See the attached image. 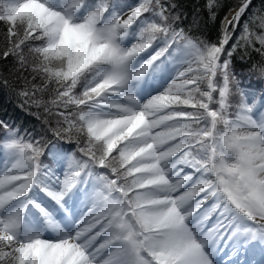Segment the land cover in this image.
I'll use <instances>...</instances> for the list:
<instances>
[{"label":"snow or ice","instance_id":"1","mask_svg":"<svg viewBox=\"0 0 264 264\" xmlns=\"http://www.w3.org/2000/svg\"><path fill=\"white\" fill-rule=\"evenodd\" d=\"M204 8L215 22L219 0ZM186 19L177 0H0V61L15 62L18 95L55 115L52 134L81 154L61 179L41 160L43 137L0 121V264H244L245 252L264 264V92L233 67L241 48L264 57V4L239 0L214 41ZM249 71L264 81V62ZM157 73L164 82L141 98ZM88 182L86 211L62 224L54 213ZM34 186L53 210L28 198ZM29 205L56 239L23 229Z\"/></svg>","mask_w":264,"mask_h":264},{"label":"trees","instance_id":"2","mask_svg":"<svg viewBox=\"0 0 264 264\" xmlns=\"http://www.w3.org/2000/svg\"><path fill=\"white\" fill-rule=\"evenodd\" d=\"M220 8L217 12V20L215 22L208 19L207 11L204 8L205 0H177L178 6L183 16L187 17L182 22L181 27H186L190 24L194 17H198L201 21V27L194 29L196 35H203L204 38L214 41L217 38L219 32V21L223 15L230 9L235 7L239 0H219ZM264 4V0H254V6L260 7ZM250 14V13H249ZM239 30L237 31V36ZM5 42V26L0 24V47H3ZM259 45L257 44V47ZM243 57V58H241ZM264 62V57L259 53L253 51L251 48L244 51L240 49V55L236 56L233 60V67L236 72L239 73V79L241 80V86L245 89H250L259 95L264 92V81L257 79V73L250 72L249 69L253 64H259ZM14 61H0V74L7 76L10 86H0V121H4L14 129H19L20 134L31 135L36 139L43 137L45 141L44 155L41 160L48 168L56 166L57 159L65 152L73 155L79 159L81 154L76 151L75 139L72 143L66 140H59L55 137L51 128L57 126V117L55 115H49L45 113L41 108L28 104L24 101L23 97L18 95L21 87L24 86V79L17 78L16 71L14 70ZM18 67V66H17ZM21 77L28 76V73H21ZM37 83L42 81L37 80ZM54 86L48 85V88L42 93V98L45 101L51 100L55 93L53 91ZM234 104L239 103V93L233 90L231 97ZM52 111L55 112V106L52 105ZM79 136L81 143L86 142V136L82 134H76ZM0 152H6L2 145H0ZM115 154V153H114ZM68 161H65L67 164ZM47 178H44V180Z\"/></svg>","mask_w":264,"mask_h":264},{"label":"rangeland","instance_id":"3","mask_svg":"<svg viewBox=\"0 0 264 264\" xmlns=\"http://www.w3.org/2000/svg\"><path fill=\"white\" fill-rule=\"evenodd\" d=\"M228 12V11H227ZM226 15V14H225ZM174 70H175V67H169V72L170 73H174ZM170 78V77H169ZM4 154H5V152L4 153H2V154H0V159L1 158H3L4 157ZM71 154H73L72 152L70 153V154H68V155H66L65 156V159H66V161H68V159H69V157H70V155ZM62 166L60 165V164H58L57 166H56V168H61ZM66 167H67V165L65 164V170H66ZM63 173H64V171L63 172H61V174H60V176H61V179H63ZM90 187H93V184H92V186H90V185H88V188H90ZM91 197V196H90ZM90 197H89V199H90ZM82 197H80V196H78L76 199H74V200H72L70 203H75V202H77V201H82ZM43 207H46V208H48L49 209V206H48V204L46 203V202H41L40 203ZM89 206V203H85L84 204V206H83V208H82V210L81 209H79V211L77 212V213H74L73 214V218L71 219V220H67V219H63V220H60L61 221V223L62 224H71L73 221H74V219H78L79 218V216L84 212V211H86L85 209L87 208ZM65 207H67V206H65ZM50 210V209H49ZM81 212V213H80ZM38 214H39V217H38V219L36 218L35 219V222H33L32 221V224H29V228L30 229H28V231H30V230H39V231H43V234L45 235L46 234V229H45V225H44V219H43V217H42V215H41V213L40 212H38ZM31 222V221H30ZM49 238H54L53 236H49ZM247 254V253H246ZM248 256H249V254H248Z\"/></svg>","mask_w":264,"mask_h":264},{"label":"bare ground","instance_id":"4","mask_svg":"<svg viewBox=\"0 0 264 264\" xmlns=\"http://www.w3.org/2000/svg\"><path fill=\"white\" fill-rule=\"evenodd\" d=\"M90 186H92V185H90ZM87 187H88V186H87ZM246 253H247V252H245V254H246ZM248 254H249V253H247V254H246V257H245V258H247V257H248ZM248 258H249V257H248Z\"/></svg>","mask_w":264,"mask_h":264}]
</instances>
